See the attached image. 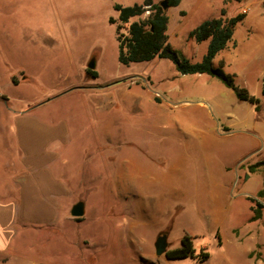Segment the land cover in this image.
<instances>
[{"label":"rangeland","instance_id":"rangeland-1","mask_svg":"<svg viewBox=\"0 0 264 264\" xmlns=\"http://www.w3.org/2000/svg\"><path fill=\"white\" fill-rule=\"evenodd\" d=\"M143 1L0 0L6 107L23 111L34 99L49 100L39 112L73 131L67 177L72 185L82 182V223L62 222L60 237L38 233L35 252L62 264H264L254 261L264 259V198L257 196L264 190L262 169L248 170L264 160V0H182L166 9L167 42L191 62L207 45L188 37L194 28L221 9L226 17L244 14L212 65L258 100V110L215 78L177 74L167 60L122 65L118 39L127 29L114 6ZM87 71L97 77L90 79ZM22 76L19 85L10 84L9 78ZM70 86H76L73 93L59 97ZM84 96L104 103L87 110L79 101ZM81 129L86 132L79 135ZM94 131L97 151L88 141ZM107 132L123 141L106 144ZM127 179L130 189L123 185ZM103 192L110 200L98 198ZM257 204L260 217L251 220ZM161 233L167 250L180 247L187 234L194 253L204 250L209 258L198 263L156 256Z\"/></svg>","mask_w":264,"mask_h":264},{"label":"crops","instance_id":"crops-1","mask_svg":"<svg viewBox=\"0 0 264 264\" xmlns=\"http://www.w3.org/2000/svg\"><path fill=\"white\" fill-rule=\"evenodd\" d=\"M9 80L10 84L19 85L25 77ZM74 87L64 89L59 97L72 94ZM33 101L34 106L13 111L6 107L8 99L0 93V264H62L35 252V237L40 232L60 237L62 222L82 223V219L75 221L69 214L72 205L82 199L77 194L81 180L72 185L67 177V168L72 162L68 153L74 142L73 131L64 123L52 125L39 112L49 100ZM79 101L87 110L93 109L92 104L104 103L88 96ZM163 104L169 107L171 103L165 100ZM76 132L80 135L86 131ZM93 135L95 138L88 141L94 142V151H97L100 146L97 133L94 131L90 136ZM121 141L115 139L113 132L106 133V144L114 147ZM130 184L129 179L125 180L124 188L130 189ZM125 189L123 194L128 193ZM111 196L104 192L98 194L100 200L108 201ZM108 212V207L102 210L104 215ZM252 251L248 252V258L252 257ZM261 260L264 261L261 255L254 258V261Z\"/></svg>","mask_w":264,"mask_h":264},{"label":"trees","instance_id":"trees-1","mask_svg":"<svg viewBox=\"0 0 264 264\" xmlns=\"http://www.w3.org/2000/svg\"><path fill=\"white\" fill-rule=\"evenodd\" d=\"M165 1L167 8H171L178 6L182 0ZM114 9L118 14V21L127 29L125 38L123 40L118 39V61L122 65L149 62L155 58L167 60L173 65L177 74L208 75L215 78L224 87L230 89L238 100L255 104V110H258V100L249 96L244 89L236 87L233 77L226 74L221 67L215 68L212 65L213 59L233 40L234 29L242 21L244 14L238 13L226 17L224 9H221L218 17L205 20L194 28L188 37L195 43L207 41V45L201 59L197 62H191L168 44L166 35L168 18L166 10H163L159 4L152 0H144L141 4L132 6L115 5ZM262 10L264 12V1L262 2ZM145 13L147 15L142 20L130 22L132 18L140 17ZM110 22L113 20L110 19ZM87 76L90 79H95L97 73L87 71ZM262 97L264 98V84ZM155 100L158 101L157 98ZM257 169H262V185L264 187V160L248 167L249 171ZM257 196L263 197L264 190H259ZM260 208H262L260 204H257L256 208L251 207L254 214L251 220L260 217ZM164 257L167 260L192 258L198 263H203L209 258V254L204 250L195 254L192 239L185 234L180 239V247L166 250Z\"/></svg>","mask_w":264,"mask_h":264},{"label":"water","instance_id":"water-1","mask_svg":"<svg viewBox=\"0 0 264 264\" xmlns=\"http://www.w3.org/2000/svg\"><path fill=\"white\" fill-rule=\"evenodd\" d=\"M160 7L163 10L168 9L167 8V4L165 0H162L159 3ZM95 67V63L93 60H91L88 64H87V68L88 69H93ZM70 216L72 218L78 219L81 218L84 215V204L79 201L76 202L75 204L72 205L70 212H69ZM168 247V243H167V236L164 233L159 234L154 242V252L156 256H161L164 255V253L166 252Z\"/></svg>","mask_w":264,"mask_h":264}]
</instances>
